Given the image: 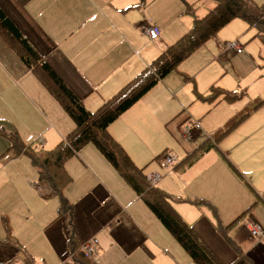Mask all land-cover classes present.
Returning <instances> with one entry per match:
<instances>
[{"label": "crops", "instance_id": "crops-1", "mask_svg": "<svg viewBox=\"0 0 264 264\" xmlns=\"http://www.w3.org/2000/svg\"><path fill=\"white\" fill-rule=\"evenodd\" d=\"M155 3L151 11V6L145 7L140 0H0V7L84 106L94 111L151 63L144 64L135 74L140 66L135 62L149 58L145 51L148 45H153L156 57L167 43L190 27L189 15L185 32L186 27L175 24L174 2L163 12L155 11ZM47 4L52 18L48 8H41ZM146 20L161 27L157 39H146L141 30ZM161 80L107 127L112 138L137 164L150 159L160 164L162 154L152 157L160 151L152 147L147 125V114L155 103L145 98L151 91L163 89ZM173 112H167L165 117ZM197 123L187 118L180 134ZM73 126L56 99L0 37V128L6 130L3 133L13 131L24 144L44 152L59 143ZM195 131L192 139L200 134V123ZM3 133L0 137L8 141ZM31 135L32 139L39 138L38 146L25 143ZM95 149L82 148L65 160L63 167L70 181L63 188L68 203L64 211L59 210L58 197L44 195L38 186L36 168L33 167L35 174L27 175L13 161L26 155L9 158L3 155L7 150L0 155V264H194ZM208 152L184 167L192 168ZM181 165L179 160L171 167L172 179L160 182L162 174L155 185L171 195V204L182 219L193 225V230L224 264H231L236 258L233 245L239 246L238 251L249 258L250 264H264V235L252 238L245 227L246 223L256 221L264 229V222L254 217L253 208L236 202L235 212L241 210L234 220L243 226L242 231L234 234L233 225L218 213V205L211 196L219 197L211 189H187L211 170L189 178L185 170H177ZM202 196L207 199L202 204L211 207L213 213L206 208L196 209L201 202L194 198ZM94 237L98 247L86 262L81 248Z\"/></svg>", "mask_w": 264, "mask_h": 264}, {"label": "rangeland", "instance_id": "rangeland-1", "mask_svg": "<svg viewBox=\"0 0 264 264\" xmlns=\"http://www.w3.org/2000/svg\"><path fill=\"white\" fill-rule=\"evenodd\" d=\"M154 1L158 5V9L155 10L157 12H163L174 2V22L179 26L186 27L184 32L187 30L185 21L188 16L180 15L182 9L180 1L144 0V6L147 8L151 6L149 9L151 11ZM254 1L256 2V0ZM259 1L258 4L264 0ZM48 5H43L41 8H48L49 18H52ZM213 6V0H199L195 6L196 15H200L202 11L205 12L208 7L212 8ZM178 37L167 44L173 43ZM224 41H238L243 47L242 53L235 54L232 50H225ZM145 51L149 58L145 62H135L140 65L135 74L144 64L152 61L157 53L153 52L152 44L148 45ZM151 53L153 54L149 56ZM263 65L264 35L258 34L255 28L250 27L243 19L236 18L217 32L214 37L194 50L187 59L179 64L176 70L163 78L159 82L163 89L159 91L155 89L145 98H150L155 103L147 114L152 147H156L160 151L154 154L153 158L163 152H170L175 154L179 160H183L207 137L210 136L212 141L216 139L218 147L216 146L211 149L212 151L206 153L207 155L202 157L195 166L188 169L184 167L186 164H182L177 170H185V174L189 178L205 169L211 170L209 175H201L199 179L195 180V183L187 186V189L192 187H198L201 190L211 189L219 197L211 196L218 205V213L225 217L226 223L230 222V225H233L231 231L234 234L239 232L243 226L242 222L234 220L236 214L241 210L235 212L238 201L243 202L245 207L251 206L254 210V217L261 223L264 222ZM227 93L236 98L229 99L226 96ZM258 99L263 101L258 109L252 111L227 132L222 133L225 125L239 111L249 103L250 106L257 103ZM167 112L173 113L171 116L165 117ZM187 118H190L191 122L198 121L201 126L200 134L191 141L183 138L180 134V129ZM12 135L13 131H9L6 136L8 141L4 137H0V155L10 147L11 142L8 137ZM32 138V135L29 136L28 139L31 140L25 143L33 142L38 146L39 138ZM40 144L43 143L40 142ZM43 148L46 150V147ZM83 148L93 150L96 147L89 144ZM95 150L97 151V149ZM13 161L19 163L27 175L35 174L27 156H20ZM136 166L144 167V173L147 174L152 172L163 174L164 177L160 182L172 179L171 173L174 172L173 168L166 170L153 159ZM194 199L196 202H201L196 206V209L206 208L213 213L211 207L202 204L205 203L204 200H207L206 196ZM233 247L235 246L233 245Z\"/></svg>", "mask_w": 264, "mask_h": 264}, {"label": "trees", "instance_id": "trees-1", "mask_svg": "<svg viewBox=\"0 0 264 264\" xmlns=\"http://www.w3.org/2000/svg\"><path fill=\"white\" fill-rule=\"evenodd\" d=\"M179 1L182 3L180 15L192 17L188 30L176 41L166 45L151 63L109 99L103 101L94 111L85 108L81 98L72 92L44 56L34 48L0 7V37L26 69L34 74L44 88L56 99L74 123L72 130L59 143L44 152L34 150L31 144H24L19 136L13 133L11 137H8L11 142L10 147L3 155H8L9 158L26 155L33 167L36 168L38 186L42 188L44 195L58 197L60 200L59 210L64 211L68 208V203L63 195V188L70 181V177L63 167L64 162L76 155L84 146L93 144L194 264H224L198 236L193 227L186 223L173 208L171 195L156 185H150L145 179L144 167H137L129 154L107 131V127L124 111L138 101L159 80L176 70L179 64L187 59L194 50L214 37L233 19H243L250 27L255 28L258 34L264 35V1L258 4L254 0H213L214 6L199 17L195 14V6L199 0ZM140 2L143 3L144 0H140ZM226 96L229 99L236 98L229 93ZM257 101L251 106L249 103L239 111L225 125L222 133L227 132L252 111L258 109L263 101L259 99ZM4 130L0 128L1 133ZM3 135L7 136L4 133ZM214 147H216V139L212 141L210 136L207 137L197 149L182 160V164L190 165L196 157ZM177 199L182 198L178 197ZM190 202H194V199H190ZM97 247L98 243L96 249ZM235 247L236 258L231 264H250L249 258L243 252L238 251L239 246ZM81 254L86 262L92 258L83 251Z\"/></svg>", "mask_w": 264, "mask_h": 264}, {"label": "built area", "instance_id": "built-area-1", "mask_svg": "<svg viewBox=\"0 0 264 264\" xmlns=\"http://www.w3.org/2000/svg\"><path fill=\"white\" fill-rule=\"evenodd\" d=\"M142 30L147 38V40H155L159 37L161 32V27L152 22V20H146V22L142 25ZM224 49L225 50H232L235 53H241L243 50L242 45L238 43V41H226L224 43ZM195 130H199V123L195 124L194 128L186 127L182 133L183 138L187 140H191L193 136V132H196ZM178 162V158L174 156L172 153H165L160 158V164L162 167H164L166 170H169L171 167H173ZM161 178V174L154 172L146 174L145 179L150 185H155ZM249 235L253 238H260L264 235V230L261 227L260 224L256 222H248L245 225ZM98 240L97 238H92L89 242L85 243L82 246V251L88 255L92 256L96 251Z\"/></svg>", "mask_w": 264, "mask_h": 264}]
</instances>
